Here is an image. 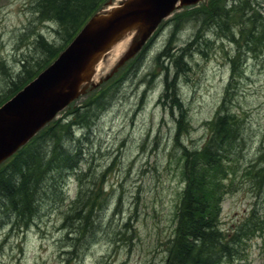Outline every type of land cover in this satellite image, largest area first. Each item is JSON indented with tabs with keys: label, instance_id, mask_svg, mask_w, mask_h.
Returning a JSON list of instances; mask_svg holds the SVG:
<instances>
[{
	"label": "rangeland",
	"instance_id": "1",
	"mask_svg": "<svg viewBox=\"0 0 264 264\" xmlns=\"http://www.w3.org/2000/svg\"><path fill=\"white\" fill-rule=\"evenodd\" d=\"M254 1L264 15V0ZM35 2L0 0V94L10 93L9 80L23 57H39V33L62 43L55 22L38 17ZM201 3L208 0L173 11L124 68L89 84L57 113L93 105L89 124L75 128L73 141H64L81 151L79 168L44 175L30 218L18 220L0 209V264H164L184 183L178 145H202L230 77L229 58L236 55L241 76L231 107L246 126L241 159L227 179L220 227L232 232L251 212L264 219V49L248 53L243 42L200 26L193 12ZM186 43L188 49L181 50ZM127 46L102 61L93 82ZM179 53L185 68L176 65L173 73L170 62ZM85 191L96 200L93 222L66 219L73 199ZM66 232L75 237L69 240ZM236 250L224 264H264V228L241 239Z\"/></svg>",
	"mask_w": 264,
	"mask_h": 264
},
{
	"label": "trees",
	"instance_id": "2",
	"mask_svg": "<svg viewBox=\"0 0 264 264\" xmlns=\"http://www.w3.org/2000/svg\"><path fill=\"white\" fill-rule=\"evenodd\" d=\"M106 1L36 0L34 5L38 17L55 22V30L62 43L53 44L39 33L34 41L35 49L40 52L39 57L22 58L20 68L9 80L10 93L0 94V104L50 64L89 16ZM256 4L254 0H208L205 6L201 3L193 13L198 15L200 26L213 30L214 34L220 33L236 44L243 42L249 53L264 47V15ZM188 45H183L181 50L188 49ZM174 57L170 62L173 73L176 72V65L182 70L185 68L181 60L183 54ZM236 57L238 55L229 58L230 78L217 110L207 121L208 134L202 145L192 149L177 144L182 166L180 174L184 183L173 236L167 240L164 264H224L226 259L229 260L238 252L236 246L241 239H247L264 228V219L254 216L252 212L232 232H224L220 227L221 202L228 192L227 179L238 165L244 147L241 127L244 118L231 107V87L236 85L241 76L240 66L235 64ZM79 107L68 109L64 116L45 125L0 164L1 211L13 214L18 220L30 218L33 215L34 196L40 190L39 186H42L44 175L54 169L62 172L79 168L81 151L74 152L75 149L68 147L65 142L70 143L75 139V128L89 124L88 117L93 105L89 103ZM177 120L181 121L182 118ZM178 125L180 127L181 123ZM177 135L175 139H178ZM86 193L88 191L80 192L73 199L66 219L72 218L71 221L80 223L84 218L87 224L93 222L96 200L90 198L92 195L86 198ZM71 223L68 225L71 226Z\"/></svg>",
	"mask_w": 264,
	"mask_h": 264
},
{
	"label": "water",
	"instance_id": "3",
	"mask_svg": "<svg viewBox=\"0 0 264 264\" xmlns=\"http://www.w3.org/2000/svg\"><path fill=\"white\" fill-rule=\"evenodd\" d=\"M199 0H121L95 12L58 56L0 105V163L24 145L71 101L109 78L177 7ZM134 32L109 72L93 82L94 65L125 34Z\"/></svg>",
	"mask_w": 264,
	"mask_h": 264
},
{
	"label": "bare ground",
	"instance_id": "4",
	"mask_svg": "<svg viewBox=\"0 0 264 264\" xmlns=\"http://www.w3.org/2000/svg\"><path fill=\"white\" fill-rule=\"evenodd\" d=\"M133 31L132 32H129V33H127V34H125L122 38H120L119 40H117L110 48H109V50L108 51H106L100 58H99V60L97 61V63H95V65H94V72H98L100 69H101V67H102V61L103 60H107V61H110L112 58H114L121 50H122V48L125 46V44L129 41V39L131 38V36L133 35ZM195 38V37H194ZM262 49H264V47H261V49H257L254 53H257L258 51H260V50H262ZM249 51H252V50H249ZM236 62H238V60H236L235 61V64H236ZM237 65V64H236ZM230 78V77H229ZM229 80V79H228ZM234 88L235 87H233L232 89H231V92L232 91H234ZM184 125L186 124V122L185 123H183ZM245 126H246V122H242L241 123V127H242V132L245 130L244 128H245ZM192 149H194V148H192ZM221 205H222V202H221ZM25 220V219H24ZM69 234V232H66V236H69L68 235ZM75 236L74 235H70L69 236V240H71L72 238H74Z\"/></svg>",
	"mask_w": 264,
	"mask_h": 264
}]
</instances>
